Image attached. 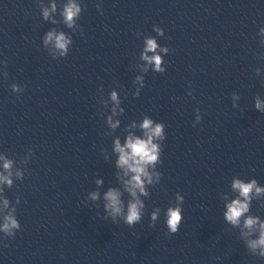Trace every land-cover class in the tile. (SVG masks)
Wrapping results in <instances>:
<instances>
[{"label":"water","instance_id":"1","mask_svg":"<svg viewBox=\"0 0 264 264\" xmlns=\"http://www.w3.org/2000/svg\"><path fill=\"white\" fill-rule=\"evenodd\" d=\"M52 2L0 0V73H8L0 75V153L25 171L5 190L13 205L20 198L21 230L0 240V264H264L244 246L242 226L223 220L236 196L233 178L264 185V114L254 109L257 96L264 100V0H79L84 11L73 29L59 16L67 0H54L58 12L43 19ZM153 26L171 49L166 72H149L134 99L143 37L156 36ZM52 29L73 38L64 59L53 60L43 45ZM12 83L24 91L13 94ZM113 89L125 109L115 131L103 106ZM197 109L202 120L193 127ZM145 115L165 125L162 179L144 198L141 223L129 228L104 219L103 195L123 191L112 142ZM92 192L101 198L92 201ZM177 193L183 222L168 235L163 210ZM156 208L161 217L151 227ZM250 214L264 220V199L253 200Z\"/></svg>","mask_w":264,"mask_h":264},{"label":"clouds","instance_id":"2","mask_svg":"<svg viewBox=\"0 0 264 264\" xmlns=\"http://www.w3.org/2000/svg\"><path fill=\"white\" fill-rule=\"evenodd\" d=\"M84 6L79 0H67L63 8L59 10V16L67 29L76 27ZM97 11L101 12V7L97 5ZM57 4L53 2L50 8H44L43 19L48 21L52 13H57ZM51 23L55 25L56 19H51ZM152 31L156 36H144L142 49L139 53V73L135 76L133 87L135 91L132 93L133 98H138L141 91L145 87V76L149 73L163 74L166 72L164 57L170 54L171 49L167 46H161L156 37H164V31L159 26H153ZM83 36V31L80 32ZM137 38L143 35L137 32ZM258 36L260 43L264 45V26L259 28ZM43 45L49 48L51 58L53 60L64 59L68 56L73 45L72 36L64 31L59 33L55 29L49 30L43 36ZM151 54V55H150ZM260 69H256L259 75ZM6 80L7 72L0 73ZM11 92L20 94L24 91V87L12 83ZM102 92V90H100ZM192 95L191 92L188 93ZM240 97L236 93L232 94V106L236 108ZM103 106L108 109L109 115L106 116V126L115 131L121 125L118 117L124 114L125 109L122 107L120 92L113 89L108 94ZM254 109L264 114V100L257 96L254 100ZM202 115L199 109L196 110L195 121L193 127L199 124ZM138 130V131H134ZM167 139L165 125L161 122L153 120L145 115L141 121H133L127 130V135L123 141L117 137L112 143V154L115 159L112 161L116 170V178L122 184L123 191L118 188L110 187L103 195V212L104 219L110 220L112 223L123 222L129 228L141 223L145 215V200L150 196L149 189L160 184L162 173L158 170L161 164L162 144ZM32 152L23 157L27 166ZM110 159V157H106ZM16 161L7 155L0 153V240L3 238L13 239L16 233L21 230V224L17 219V207L20 204V198L17 197L15 205L6 195L5 190L11 189L15 181H22L25 177V171L17 169L14 171ZM98 186L103 184V180L96 181ZM232 191L236 193L235 198L224 205L223 220L225 224L232 227L242 226V236L245 238L244 246L251 255L264 259V220L259 216L250 214L253 200L264 199V185H261L256 179L243 180L235 177L232 180ZM127 193L130 199L125 201L123 194ZM92 201H98L99 192L89 194ZM227 200V197H225ZM183 204L184 197L180 193L175 196V203L163 210L164 224L167 228L168 235L176 234L183 222ZM161 217V210L156 208L150 213V226L154 227Z\"/></svg>","mask_w":264,"mask_h":264}]
</instances>
